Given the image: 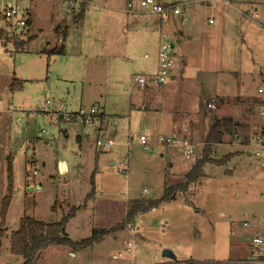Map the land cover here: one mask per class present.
Masks as SVG:
<instances>
[{
    "label": "rangeland",
    "instance_id": "1",
    "mask_svg": "<svg viewBox=\"0 0 264 264\" xmlns=\"http://www.w3.org/2000/svg\"><path fill=\"white\" fill-rule=\"evenodd\" d=\"M11 1L21 12L30 11L34 25L28 33L18 30L9 37L0 24V37L7 40L0 41V107L6 121L4 138L10 146L4 152H10L15 181L0 264L23 263L10 254L9 240L21 219L31 216L54 223L73 212L67 225L69 238H85L81 224L98 227L91 236L93 245L85 249L90 261L74 260L67 254L73 252L70 248L52 246L43 251L38 264H159L167 261L165 250H171L177 261L251 264L247 250L240 255L232 251L234 244L246 240L240 233L232 235L231 226L241 228L244 221L264 225V159L245 154L227 163L233 157L227 154L240 149L239 142L250 143L264 126V118L254 112L264 105V94L257 92L264 86V0H157L177 3L185 11L164 18L162 28L157 25L160 17L142 9L140 0H92L82 21L76 18L81 3L74 8L68 0ZM130 2L132 9L127 7ZM248 2H258L257 10L247 7ZM240 11L250 16H241ZM177 27L193 35L183 49L176 45L172 51L176 60L182 51L188 53L185 77L198 76L209 89L222 87L230 95H216L215 111L205 110L212 119L204 126L203 141L216 110L225 104L220 100L244 104L245 128L236 136H224L232 145L219 147L216 160L204 165L206 176L199 183L177 192L175 200L138 214L120 232L115 228L125 220L133 201L158 200L168 188L185 183L184 172L168 171L173 161L170 153L186 167L204 155L206 142L195 136L194 113L184 116L180 111L174 117L186 119L188 132L174 131L201 143L194 161L185 160L179 151L140 147V135L153 144L159 135L173 134L165 128L172 106L165 100L167 84L144 92L132 79L156 73L160 35L168 34L174 43ZM65 30L68 44L63 49L69 55L62 57L51 51L61 47ZM104 46L112 55L123 53V63L103 57ZM176 65L178 70L184 66L178 61ZM14 78L22 88L10 90ZM184 89H189L186 82ZM180 96L189 98L188 92ZM187 105L192 107L190 102ZM94 108L99 115L105 113L104 122L100 118L88 126L80 120L66 123L57 118L59 113H86ZM105 135L115 141L109 150L96 145ZM247 148L253 151L251 145ZM4 161L0 194L6 195L8 163ZM39 183L42 190L36 189ZM129 243L134 251L113 259Z\"/></svg>",
    "mask_w": 264,
    "mask_h": 264
},
{
    "label": "crops",
    "instance_id": "2",
    "mask_svg": "<svg viewBox=\"0 0 264 264\" xmlns=\"http://www.w3.org/2000/svg\"><path fill=\"white\" fill-rule=\"evenodd\" d=\"M258 4H259L258 2H251V3H249V5L247 7H251V9L253 11H256L257 10L256 7H257ZM30 5H31V7L33 6L32 2H31ZM225 6H229V4L226 3ZM78 12H80V9L78 10ZM28 14H29V17H30V25H29L28 32H30L32 26L34 25L33 24L34 19H33V15L30 13V11H28ZM240 14H241V16H244V17L250 16V15H248L249 14L248 11H247V13H245L244 11H240ZM162 20L163 19L160 18V20L157 21V23L159 22L157 25L160 28H162V26H163V21ZM148 24L149 25H153L152 22H149ZM209 24H212V23H209ZM177 29L179 30V34H176V35L174 34V39H175V41H173L174 43H172V39L170 37L171 43L173 44V49L175 48L176 45L179 48L183 49L184 43H189L192 40L191 38H192L193 35H192V32H190L188 29H183V28H180V27H177ZM63 33H64V35H63L64 38L62 40L61 47H63L64 44H68L67 40H66V39H68V32L65 30ZM177 35H179V36H177ZM0 41H4V39L0 37ZM4 42H7V40H5ZM186 54L188 55V53H183V51H182L181 56L178 57V60H176L179 63H181L182 66L184 65L185 67L183 66V67H181L178 70V69H176L177 68V65H176L175 69L171 73L170 81L165 86V98H166L165 100H168V103H170V101L172 102V106H169L170 107V111L168 112V117L165 118V128H171L172 129L173 134L171 136L186 134V133L175 132L174 130L177 129V128H180L183 131H187V125H186L187 123L185 122L186 119L181 117V118H178L176 120V118L174 117L175 113L177 111L183 112L184 116H185V113H189V114L194 113L193 116H194V118L197 119L196 120V126H197L196 129L197 130L195 132V136L199 140H201L202 142H206L207 141V138H208V136H209V134H210V132H211V130H212V128H213V126H214V124H215L217 119L232 118L234 122H237L240 125H242V128L238 129L237 131H240L243 128H245V126L243 125V123L245 124V122L242 120V112H244V110H243L244 109V104H241L239 102H233L231 104H228V103H230V100L229 101L220 100V104L221 105H223L224 103L225 104L222 106V108H220L219 110H216V111H218V114L213 117V120L211 121V124H210L209 131L207 132V135H206V140L203 141L204 126L206 124H208V122L212 119L211 118L212 116H210L209 112H207V111L211 112V111H215V109H216V108L215 109H208V108H206V105H208L209 102H211V104L215 105L216 104L215 103V101H216L215 100V96L216 95L220 96V97L224 96L226 98L230 97V95H227L228 93H227L226 89L222 88V87L220 89L216 88V90H215V88L212 89V90L209 89L203 83V81L200 80V77H198V76L197 77L194 76L193 78L185 77L184 69L187 66L186 62H185V59H187ZM68 55H69L68 53L64 52L60 56L67 57ZM102 55L105 58H112L115 62H122V59L124 58L123 57L124 54L121 53V52L118 53L117 55H115V54L112 55L110 53V51L107 50L106 46H104V49L102 51ZM149 57H150L149 54H145V58H149ZM236 73H238V72H236ZM13 81L14 82L12 84H9L11 86L10 90L11 89L14 90V89H17V88L18 89L22 88L20 83L17 82L18 80H16L14 78ZM185 82L189 86L188 90H186V89L182 90L183 86L185 85ZM260 88L264 89V86L260 85L258 87V90ZM258 90H257V92H258ZM144 92H146V91H144ZM185 92H188L189 98L186 99V97L183 96L184 99H181L182 96H180V94L182 93V95H183V93H185ZM189 102H190V104H192L191 108H189V106L187 105ZM146 108H147V106L143 107L144 110ZM151 110H155V109H151ZM205 110H207V111H205ZM227 110L229 111L230 114L227 112ZM257 110L258 109L254 110V112L255 111L257 112ZM2 113H3V107L1 106L0 107V119H1V122H0V170L3 171V168L5 166V161L4 160L6 159V161H7L6 157H10L11 158V156H10V152H6L7 148L10 147V146H9L8 142L4 138V135H6V128H5L6 121L4 120V118L2 116ZM104 114H103V117H102V121L103 122H104V117H105ZM262 130H264V126L260 128V131H262ZM237 134H238V132H237ZM186 135H188V134H186ZM227 136H232V135H227ZM224 140H225V138H223V142L221 144L215 145V146L212 147L211 154H210V158L211 159L216 160L215 154L217 153V150L219 149L220 146L227 145V144L228 145H232V143H226ZM249 145H250V143H243L242 144V143L239 142L238 146H239L240 149H237L233 153L230 152V153L227 154V155H229V154L233 155V157L227 163H229L234 158H241L245 154H247V157H252L253 155H251V152L249 151L250 149L247 148ZM5 149H6V151L4 152ZM174 151H176V150H174ZM179 152L182 154V156H184L183 158H185V160H187V161L188 160L189 161L190 160L194 161L193 158H196V153L193 154V155H186V154L182 153L181 151H179ZM170 155L172 156L171 159L173 161H172V163L171 162L169 163L170 167H169L168 171L171 172V174H173V173L175 174V172H177V171H182V172H184L183 174L186 176L190 172V170L194 167V165L196 164V162L194 161V162H191V164L186 167V164L180 158H178L174 153H170ZM227 155H225V156H227ZM162 156H164V155H162ZM34 161L36 162V164L38 163L37 160H34ZM42 164L46 165L44 163H42ZM226 164H224V165H226ZM6 168H7V165H6ZM203 169H204V167H203ZM166 176L168 177V172L166 173ZM204 176H206V175H205V173L203 171V177ZM199 182H197V183H199ZM193 184H196V183H193ZM42 188H43V186L40 183L36 187L37 190H42ZM166 188H168V186H165V189ZM144 193L147 194L148 190H145ZM4 196H5L4 193L0 194V201H2V199H4L3 198ZM176 197H177V195H175L174 198L171 201L175 200ZM46 223H53V222H46ZM244 223H250L251 227L248 228V229L244 228L243 227ZM68 224H69V222H68ZM243 224H242L241 228L240 227L237 228L238 225H235V227L231 226L232 235H236L237 233H240L241 234V238L246 240V242L234 244L233 248H232V251L234 253L240 255L241 253H243V251H241V250H243V249L247 250V252H248L247 259H249V251L248 250H249V247H250V241H251V237H252V234H253V229L254 228H259L260 225L258 223L249 222V221H244ZM67 225H66V228H65V233L69 237V234L67 233ZM90 225H91L90 223L87 226H86V224H81L80 227H79V229L82 230L81 233H85L86 232L84 234L85 238H90L92 236V234H94V231H96L95 229H98V227H93V226L91 227ZM81 235H83V234H81ZM85 238H81V239H78L76 241H74L71 238L70 239L73 242L77 243L80 240H83ZM2 246H3V244H2ZM67 254H68L69 257L73 258L74 260H78V261L88 262V261H90V258H91V255L89 253H87L85 249L81 250V251H76V252H74V251L73 252H68ZM212 262L215 263V264H218V262L210 261V263H212ZM248 262H250V261H248ZM172 263H173V261L167 259V261H165V263H159V264H172ZM231 263L235 264L233 261H231ZM250 263L253 264V262H250ZM255 264H259V263H255Z\"/></svg>",
    "mask_w": 264,
    "mask_h": 264
},
{
    "label": "built area",
    "instance_id": "3",
    "mask_svg": "<svg viewBox=\"0 0 264 264\" xmlns=\"http://www.w3.org/2000/svg\"><path fill=\"white\" fill-rule=\"evenodd\" d=\"M69 6L79 7V0H68ZM133 3H128L127 7L129 9L133 8ZM140 7L144 10H147L150 14L164 19L169 15L180 16L184 13L182 6L178 4L165 5L157 0H140ZM212 23V21H210ZM0 24L3 28L2 33L8 35L9 37H15L18 30H22L24 33L28 31L30 25L29 14L23 13L18 9V6L11 0H0ZM26 35V34H25ZM159 48H158V63L157 71L152 75H141L133 77V84H135L141 91H146L149 88L159 89L162 86H165L171 79V73L176 67V56L172 52L173 44L168 34H161L159 39ZM258 94H264V89L260 88ZM47 104H49L47 102ZM208 109H215L214 104H208ZM257 113L260 117L264 118V105L257 110ZM98 111L94 108L86 113H73V114H63L59 113L57 115L58 120L61 117L62 121L66 123H73L78 120L82 121L85 125H94L100 119ZM60 120V121H61ZM239 141V140H238ZM140 147L144 150H150L153 148H162L168 150L181 151L186 155H193L198 151V148L201 146V143L194 142L191 138L186 135H174V136H165L159 135L155 143L151 144L149 138L146 135H140L139 138ZM96 145L101 150H109L115 145L114 138L112 136L102 137L97 140ZM250 145L253 148L251 155L257 159H264V130L256 134L253 139L250 141ZM38 168L34 171V175L37 174ZM123 174L127 175V170L122 171ZM244 228H250V223H244ZM134 251V246L132 243H129L125 249V252H121L117 256H114L113 259H118L122 257L123 253H132ZM249 259L248 261L253 263L264 264V225L259 226V228L253 229V234L250 241L249 247ZM172 264H211L203 263L196 260L188 261H176Z\"/></svg>",
    "mask_w": 264,
    "mask_h": 264
},
{
    "label": "trees",
    "instance_id": "4",
    "mask_svg": "<svg viewBox=\"0 0 264 264\" xmlns=\"http://www.w3.org/2000/svg\"><path fill=\"white\" fill-rule=\"evenodd\" d=\"M80 12L77 17L82 21L86 14L87 5L92 0H80ZM19 43H16L18 45ZM25 44L21 42L22 46ZM19 45V46H20ZM52 53L56 55H62L64 53L63 47L57 50H52ZM103 114L100 115L102 119ZM242 128L237 122H234L232 118L217 119L205 144L204 155L200 161H198L190 172L185 176V183L168 188L163 194L162 198L155 201L136 200L131 203L129 211L123 222H120L116 226L115 230L120 232L127 228L140 213H146L153 208H158L162 203L171 201L177 192L186 191L193 183L198 182L203 177V167L206 163H213L210 158L212 147L219 145L223 142L225 135L236 136L237 130ZM227 161V160H226ZM7 194L3 197L0 208V250L2 247L3 239L6 236L5 218L7 216L11 201L14 194V179H13V167L12 159L7 157ZM220 164V163H219ZM222 164V163H221ZM55 210V206L53 207ZM75 212L66 215L59 222L46 223L39 221L33 217H24L20 220V226L17 231L12 232L10 235V253L13 256L21 257L23 259L22 264H38L41 259L43 251L46 249L56 247H67L72 251L84 250L94 243V238L84 239L80 243L73 242L65 233L66 225L69 220L74 216ZM97 231H94V234ZM101 233H107L108 231L101 230Z\"/></svg>",
    "mask_w": 264,
    "mask_h": 264
},
{
    "label": "water",
    "instance_id": "5",
    "mask_svg": "<svg viewBox=\"0 0 264 264\" xmlns=\"http://www.w3.org/2000/svg\"><path fill=\"white\" fill-rule=\"evenodd\" d=\"M39 188V187H38ZM31 192L32 191H34V189L33 188H30L29 189ZM163 257L164 258H166V259H169V260H171V261H173V262H176L177 261V257H176V255L171 251V250H165L164 252H163Z\"/></svg>",
    "mask_w": 264,
    "mask_h": 264
}]
</instances>
